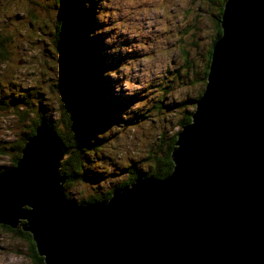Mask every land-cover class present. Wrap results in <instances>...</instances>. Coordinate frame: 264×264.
<instances>
[{"label":"water","instance_id":"95a60500","mask_svg":"<svg viewBox=\"0 0 264 264\" xmlns=\"http://www.w3.org/2000/svg\"><path fill=\"white\" fill-rule=\"evenodd\" d=\"M221 26L170 175L72 202L41 122L0 171V224L22 222L45 264H264V0H227Z\"/></svg>","mask_w":264,"mask_h":264},{"label":"rangeland","instance_id":"374dc122","mask_svg":"<svg viewBox=\"0 0 264 264\" xmlns=\"http://www.w3.org/2000/svg\"><path fill=\"white\" fill-rule=\"evenodd\" d=\"M81 1L93 10L99 26L94 55L77 57L88 64L100 61V75L86 81V87L107 85L105 100L117 101L120 108L110 113L96 107L101 117L86 121L97 137L85 168L93 180L78 182L69 191L75 203L111 191L131 176L132 169L151 173L149 156L155 155L160 132L168 140L178 134L183 104L206 86L202 75L219 9V0L75 2ZM56 2L0 0V32L10 43L8 60L0 59V171L11 166L9 149L29 124L11 101H25L20 106L30 119L37 111L55 116L62 102L65 87L53 44ZM79 61L72 65L78 80L85 69ZM0 264L41 263L28 242L0 225Z\"/></svg>","mask_w":264,"mask_h":264},{"label":"trees","instance_id":"16d2710c","mask_svg":"<svg viewBox=\"0 0 264 264\" xmlns=\"http://www.w3.org/2000/svg\"><path fill=\"white\" fill-rule=\"evenodd\" d=\"M75 1L76 0H57L56 2V8L59 14L55 23V37L53 38V44L59 54L58 67L62 75L60 84L65 87L62 94H60L62 102L60 101L55 116L50 115V117H47L41 111H37V117L30 119L31 115H26L23 106H20V103L25 101L15 103L13 99L11 102L17 105V107L14 108L16 109L14 111L18 112L23 119H27L29 124L26 125L27 130L22 135L21 139L16 142L14 141L9 149L12 154L11 166H14L22 155V149L25 143L29 137L35 133L37 125L41 122H46L53 127V129L60 135L67 148L66 154L61 161L60 172L65 176L64 189L68 199H70L69 191L73 189L78 182L93 180L85 168L87 165V159L93 151V144L96 142L95 140L97 137L96 133H90V130L94 131L95 127L91 125L88 126L86 121L89 119L95 120L94 118L96 116L101 117L99 112L95 110L96 107H105L107 108V112L110 113L120 108V106L117 105V101L112 102V100H105L107 85L101 87V89H95L93 86H91L92 88H88L89 86L86 87V81H94V78L100 75L101 65L98 64L100 61L98 60L97 63L88 64L85 60L81 59L82 61H79L80 59L78 60L77 57L79 54L82 56L87 54L94 55L93 51L97 48L95 39L96 31L99 29V26H97L95 20L96 17L92 16V13H94L93 10L85 4V1H81L80 3H76ZM226 1L227 0H219V3H217L219 9L217 13L214 14V17L218 14V20L217 22H214L216 34L207 51V59L204 65L202 80L205 83H207L214 43L220 39L223 34L221 19ZM88 37H91V39ZM7 41L8 45L6 44ZM9 44L8 37L3 36L0 32V59L3 63H5L9 57V51L7 50ZM185 59H187V57ZM76 61H79L77 64L80 68L85 67V69H83V74H81L82 79L79 78V80L76 78L78 70L74 69L75 67H72V65L74 66L76 64ZM80 64L82 65L80 66ZM203 91L204 88L197 97L190 98L183 104L182 110L183 108L184 110L179 123L180 129L192 121L191 115L196 108V101L201 97ZM18 99L19 98H16L15 100ZM194 105V109L188 110L190 106ZM17 108H21L23 111H19ZM112 109L114 110L112 111ZM87 111L90 115H87ZM90 126L92 128L89 129ZM177 137L178 134H174L168 140L164 131L160 132L157 147L153 151L155 155L149 156V159H153L151 160V173L145 174L132 169L131 176L123 181L122 184L116 186L111 191H104L105 193L99 196L93 195L86 201L78 202V204L108 200L116 189L133 183L137 178H145L151 175L158 178H164L170 175L174 169L172 152L176 148ZM97 149L99 150V148ZM0 225L6 231L13 233L28 242L37 261L41 264H45L43 257L37 252L31 233L23 229L22 222L16 228H11L3 224Z\"/></svg>","mask_w":264,"mask_h":264},{"label":"flooded vegetation","instance_id":"af4514ba","mask_svg":"<svg viewBox=\"0 0 264 264\" xmlns=\"http://www.w3.org/2000/svg\"><path fill=\"white\" fill-rule=\"evenodd\" d=\"M215 18V20L214 21H216L217 22V20H218V14H216V17H214Z\"/></svg>","mask_w":264,"mask_h":264}]
</instances>
